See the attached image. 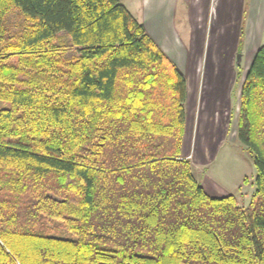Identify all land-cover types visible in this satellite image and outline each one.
Instances as JSON below:
<instances>
[{
	"label": "trees",
	"instance_id": "trees-1",
	"mask_svg": "<svg viewBox=\"0 0 264 264\" xmlns=\"http://www.w3.org/2000/svg\"><path fill=\"white\" fill-rule=\"evenodd\" d=\"M186 96L120 0H0V264H264V42L239 92L246 206L182 155Z\"/></svg>",
	"mask_w": 264,
	"mask_h": 264
},
{
	"label": "rangeland",
	"instance_id": "rangeland-1",
	"mask_svg": "<svg viewBox=\"0 0 264 264\" xmlns=\"http://www.w3.org/2000/svg\"><path fill=\"white\" fill-rule=\"evenodd\" d=\"M124 2L129 9L132 7L130 1ZM176 3L175 15L178 32L184 41L189 40L188 45H185L189 49V58L184 71V75L188 79L189 90L184 103L185 122L181 146L183 152L187 153L182 155L190 160L194 177L210 195L233 194L241 205L246 206L255 189V169L251 152L237 141L235 135L239 102L235 96L234 74L241 71L240 76L243 77L249 64L244 63V59L237 64L240 48L236 44H223L216 50L218 63L211 67V48L207 49L204 41L198 42L196 40L195 46L192 44L196 34L194 21L201 15L198 3L196 5L194 0H177ZM204 31L207 32V29ZM202 35L204 37L205 32H202ZM189 44L194 50L192 58L190 55L192 49ZM211 72L228 73L225 96L223 95V100L220 101V106L222 102L223 111L226 115L230 114L231 120L226 128L227 132L230 133L229 140L227 139L228 141L224 144L205 139L209 132L214 131V129H212L211 122H205L204 119L208 109L206 107L207 95L201 84ZM7 106H9V102L0 99V109ZM217 109L219 114V106ZM230 109L231 112L229 113ZM212 110L214 113L215 109H211V112ZM216 131L217 129H215ZM221 131L223 133L224 127ZM208 138L214 139L211 136ZM224 152L227 154L223 155ZM202 153L205 154L206 159L210 158L206 166L200 161Z\"/></svg>",
	"mask_w": 264,
	"mask_h": 264
},
{
	"label": "crops",
	"instance_id": "crops-1",
	"mask_svg": "<svg viewBox=\"0 0 264 264\" xmlns=\"http://www.w3.org/2000/svg\"><path fill=\"white\" fill-rule=\"evenodd\" d=\"M127 8L128 5L124 1H130L132 7L129 9L133 16L140 21L149 36L155 43L168 55V57L182 71H185V64L189 58L188 45L189 40L182 39L178 32L176 23V1L177 0H120ZM196 5L201 10V15L194 21L195 41H204L206 48H211V67L218 63L216 50L223 44H236L240 49V55L237 64L242 59L244 63L250 64L258 47L264 42V0H194ZM137 11V13H136ZM191 29V28H190ZM207 29V32L204 31ZM202 32H205L203 37ZM197 38V39H196ZM191 47V58L193 55V47ZM208 55V52H207ZM247 71V70H246ZM245 71V73H246ZM241 71L234 74V82L236 84L235 96L239 102V92L244 79L240 76ZM188 79L187 96H188ZM239 83H238V82ZM228 84V73L211 72L208 78L202 81L201 87L206 91L207 100L205 113V122H211L214 131L211 130L208 136L214 139L205 137L208 141H217L218 144L226 143L229 140L230 133L226 128L229 125L230 114L226 115L223 111V106L220 101L223 100V95ZM239 84V85H238ZM222 98V99H220ZM220 99V100H219ZM219 100V101H218ZM218 101V102H217ZM218 106L220 113L218 114ZM211 109H215L211 112ZM231 112V109L229 113ZM238 113V105H237ZM224 127L222 133L221 129ZM206 128V125H205ZM215 129L217 131L215 132ZM229 134V135H228ZM204 139V140H205ZM228 139V140H227ZM228 150V149H227ZM182 154L183 152L181 148ZM209 154V153H207ZM227 153L224 152L223 155ZM200 161L203 165L210 161L205 158V154H201ZM205 158V160H204Z\"/></svg>",
	"mask_w": 264,
	"mask_h": 264
}]
</instances>
